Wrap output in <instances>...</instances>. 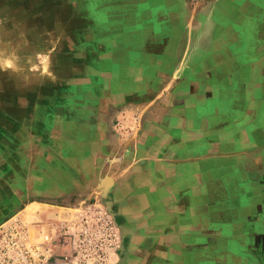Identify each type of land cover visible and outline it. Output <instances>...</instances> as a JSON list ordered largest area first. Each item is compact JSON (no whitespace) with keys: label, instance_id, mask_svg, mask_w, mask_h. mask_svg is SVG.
Instances as JSON below:
<instances>
[{"label":"crops","instance_id":"0c3cea01","mask_svg":"<svg viewBox=\"0 0 264 264\" xmlns=\"http://www.w3.org/2000/svg\"><path fill=\"white\" fill-rule=\"evenodd\" d=\"M99 11L94 38L114 52L72 69L90 81L84 92H70L75 104L66 112L74 118L56 112L42 131L50 136L36 139L28 135L30 120L16 123L13 146L10 126L2 132L0 220L32 202L80 205L92 182L108 175L113 152V169L122 172L113 186L119 217L145 224L147 241L176 242L173 254L163 251L186 264L182 242L188 231L198 236L208 217L221 218L218 230L251 219L242 205L254 187L246 176L264 170V46L259 41L246 57L255 43L244 35L264 34V0H108ZM123 107L142 109L136 140L109 135L110 115ZM252 110L258 116L245 121ZM72 129L83 135L64 137ZM49 213L55 225L72 216ZM253 234L264 240L263 231ZM119 262L118 255L112 264Z\"/></svg>","mask_w":264,"mask_h":264},{"label":"rangeland","instance_id":"374dc122","mask_svg":"<svg viewBox=\"0 0 264 264\" xmlns=\"http://www.w3.org/2000/svg\"><path fill=\"white\" fill-rule=\"evenodd\" d=\"M106 3L108 0H0V162L7 151V145L2 139L4 135L2 132L6 126H10L7 137L12 146L14 142L19 144L17 142L19 128L15 127V124L18 123L16 126H19L26 119L31 122L29 136L36 139L46 134L49 137V130L42 131L50 127L53 115L58 111L67 113L66 111L74 109L75 97L70 92L73 94L89 89L87 86L90 81L85 80L78 73H73L72 69L74 67L82 69L84 59L97 60L114 52L103 42L101 47L100 40L94 38L100 21L99 9ZM243 34H238V38H243ZM244 39L250 41V44L255 43V48H251L252 52L246 54V57L253 56L259 41L264 46L263 33L245 34ZM96 66L99 69L98 62ZM110 67L108 63L101 64L102 70ZM115 83L119 84V82ZM114 86L112 82L111 88ZM138 109L123 107L119 112L110 115L108 129L111 138L120 141L138 138L142 130V120L140 122L139 116L143 113L142 109ZM256 111L248 112L245 121L258 116ZM66 115L67 118L73 119L76 114ZM75 135L81 136L83 132L80 129H72L64 137ZM27 137V135L22 136L25 141L29 140H26ZM25 145L22 143L23 147ZM107 155L108 161L105 167L108 175L97 177L96 181L92 182L90 192L85 194V199L80 205L75 204L71 206L74 207L73 209H64L62 208L64 206L54 208L49 204L40 205L38 202H32L16 210L12 216L1 220L17 217L26 224L31 235L37 237L40 231H55L59 227L61 221L57 225L53 224L49 212L58 211L60 216L64 212H69L74 216L83 208L96 207L108 213L104 194L105 190H109L112 211L116 214L113 222L118 225H128L126 232L128 231L129 237L124 239L129 253L128 264H177L178 258L170 254L178 247L176 242H169L167 239L147 241L145 224H137L127 218L119 217L120 209L114 201L113 186L116 175L122 172L119 169L116 171L117 174L113 175L115 172L113 152ZM133 164L136 166V162ZM100 165L99 169L102 168L101 163ZM122 167H128L129 170L132 167L131 162H124ZM258 168L250 171L244 180V183L249 182L254 186L252 193L247 197L249 201H244V194L238 199L248 204L255 202L254 205L248 206L254 207L251 210L248 209V204L242 205L246 206L244 211L246 216L251 217L250 221L242 225L240 223L242 220L236 218L238 222L233 223L228 229L225 225L224 230H218L221 218L219 222L214 218L212 223L211 217H208L198 236L188 231L186 242H182L181 249L184 244L187 247L186 264H264V255H261L264 252V240L256 238L257 234H253L257 230L264 232V170ZM259 210L261 211L258 213ZM110 217L112 218L111 215ZM255 220L258 222L254 223ZM117 230L121 242V233L118 228ZM160 234L162 233L160 232L156 238ZM250 236L253 240H249ZM143 249L144 251L140 253ZM165 249H170V253L163 251ZM118 255L117 250L116 255L112 256L111 263L117 261Z\"/></svg>","mask_w":264,"mask_h":264},{"label":"built area","instance_id":"2783aa9c","mask_svg":"<svg viewBox=\"0 0 264 264\" xmlns=\"http://www.w3.org/2000/svg\"><path fill=\"white\" fill-rule=\"evenodd\" d=\"M119 244L112 218L96 207L81 209L37 237L17 217L0 220V264H110Z\"/></svg>","mask_w":264,"mask_h":264},{"label":"water","instance_id":"95a60500","mask_svg":"<svg viewBox=\"0 0 264 264\" xmlns=\"http://www.w3.org/2000/svg\"><path fill=\"white\" fill-rule=\"evenodd\" d=\"M107 189V188H106ZM105 194H104V203L107 205V211H108V214H110L112 216V219L113 221H115V216L116 214L112 211V202L110 201V197L108 196L109 194V190H105ZM115 223V222H114ZM115 225L117 226V228L120 230V233H121V242H120V245L122 244V241L124 244H126V240L124 241V239L127 237H123V233H124V230H123V227L122 225H118L117 223H115ZM124 238V239H123ZM120 249V246L118 248V250Z\"/></svg>","mask_w":264,"mask_h":264},{"label":"bare ground","instance_id":"6f19581e","mask_svg":"<svg viewBox=\"0 0 264 264\" xmlns=\"http://www.w3.org/2000/svg\"><path fill=\"white\" fill-rule=\"evenodd\" d=\"M122 227L124 230L123 237L125 238L126 236H128V233H127L128 231L126 232V230L128 229V225L123 224ZM126 253H127V243L124 244L122 241V244L120 245V249L118 250V254H119V258H120V262L118 264H125L126 263ZM110 264H112V263H110Z\"/></svg>","mask_w":264,"mask_h":264}]
</instances>
